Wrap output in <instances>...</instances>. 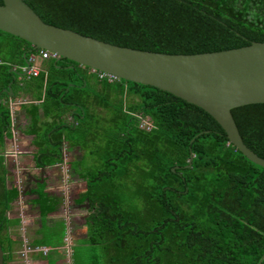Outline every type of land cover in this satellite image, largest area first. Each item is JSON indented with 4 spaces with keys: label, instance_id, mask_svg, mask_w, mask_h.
Instances as JSON below:
<instances>
[{
    "label": "trees",
    "instance_id": "obj_1",
    "mask_svg": "<svg viewBox=\"0 0 264 264\" xmlns=\"http://www.w3.org/2000/svg\"><path fill=\"white\" fill-rule=\"evenodd\" d=\"M23 1L48 25L142 51L185 55L264 43V0ZM40 51L0 31V96L32 90L52 119L34 132L36 166L60 163L65 140L83 152L74 167L89 213L84 264H264V169L228 144L207 113L152 87L41 59ZM32 56L40 70L22 75ZM231 115L243 143L264 159V104ZM9 128L1 105L0 145ZM16 195L0 204L4 264L6 212ZM39 206L45 217L56 205Z\"/></svg>",
    "mask_w": 264,
    "mask_h": 264
},
{
    "label": "water",
    "instance_id": "obj_2",
    "mask_svg": "<svg viewBox=\"0 0 264 264\" xmlns=\"http://www.w3.org/2000/svg\"><path fill=\"white\" fill-rule=\"evenodd\" d=\"M1 1V32L24 40L33 50L48 51L56 61L65 59L110 80L152 87L196 106L219 125L228 144L264 169V159L243 143L231 115L235 108L264 104V43L185 55L142 51L48 25L23 0ZM3 256L0 246V264Z\"/></svg>",
    "mask_w": 264,
    "mask_h": 264
},
{
    "label": "crops",
    "instance_id": "obj_3",
    "mask_svg": "<svg viewBox=\"0 0 264 264\" xmlns=\"http://www.w3.org/2000/svg\"><path fill=\"white\" fill-rule=\"evenodd\" d=\"M30 67L39 71V61ZM28 68L29 65L26 70ZM3 93L6 96H0V106L9 111L10 128L8 133L3 132L0 145V204L12 191L17 193L6 212V236L11 244L5 253L9 257L5 264H75L72 248L86 246L82 241L86 240L85 220L89 215L85 207L87 202L79 204L85 181L75 174L72 166L81 160L83 152L79 148H71L65 140L60 163L36 166L34 132L52 119L44 118L42 101L36 98L34 91L25 92L18 87L8 88ZM73 113L71 110L63 116L67 126L73 122ZM64 150L67 151L66 156ZM44 200L56 206L54 211L42 217L39 205ZM82 212L84 216H80ZM71 218L75 223L82 220L80 230H74V226L69 224ZM43 229L54 233L48 238L53 244L50 248L41 244L46 239ZM57 230L60 232L56 235Z\"/></svg>",
    "mask_w": 264,
    "mask_h": 264
},
{
    "label": "rangeland",
    "instance_id": "obj_4",
    "mask_svg": "<svg viewBox=\"0 0 264 264\" xmlns=\"http://www.w3.org/2000/svg\"><path fill=\"white\" fill-rule=\"evenodd\" d=\"M36 60H37V58H36ZM104 115V114H103ZM148 121L147 120H145V124L147 123ZM67 151L66 150H64V152H63V154H64V156H66L67 155V153H66ZM68 159V158H67ZM85 162L87 163V166H90L91 167V165L93 164V161H92V159L91 158H87L86 160H85ZM77 163V162H76ZM75 163V164H76ZM75 164L74 165H72V166H75ZM73 168H75V167H73ZM79 171L75 168V174L78 176L79 174ZM67 176L68 177H70V174L69 173H67ZM69 196H71V195H69ZM80 210H84V208H81ZM87 211V210H86ZM84 213H85V210H84ZM83 212L81 213V215L80 216H82L83 214H84ZM73 214V213H72ZM84 216V215H83ZM70 222H69V224L71 225V226H74V230H80V226H81V224H82V220L80 219V220H78L77 221V223H75V222H72L73 221V218H71L70 220H69ZM71 226H69V227H71ZM56 227H59V226H56ZM71 230V229H70ZM60 232V230H57L56 232H55V234L57 235L58 233ZM49 233V234H48ZM43 234L45 235V237L46 236H48V237H46V238H49V236L51 235V234H54V233H51V230H45V229H43ZM53 238V237H52ZM51 239V238H50ZM72 251L74 252V255H73V262L76 264V263H87V262H89L90 261V258H91V251H90V247L88 248V247H86V246H84V247H82V248H72ZM80 253H81V257H80ZM79 254V255H78ZM81 258V262H79L78 261V259H80Z\"/></svg>",
    "mask_w": 264,
    "mask_h": 264
},
{
    "label": "built area",
    "instance_id": "obj_5",
    "mask_svg": "<svg viewBox=\"0 0 264 264\" xmlns=\"http://www.w3.org/2000/svg\"><path fill=\"white\" fill-rule=\"evenodd\" d=\"M39 56L41 59H48V58H55L54 55L50 54L48 51L45 50H41L39 52ZM36 61L35 57H30V59L28 60V64H29V68L28 70H26V68L24 69V74H28V75H32V76H36L38 73V70L33 69L30 67L31 64H34Z\"/></svg>",
    "mask_w": 264,
    "mask_h": 264
}]
</instances>
